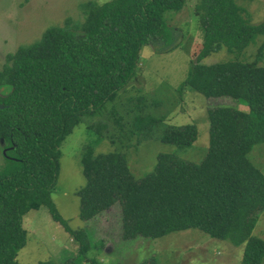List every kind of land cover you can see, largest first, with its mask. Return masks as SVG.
Masks as SVG:
<instances>
[{"label": "trees", "instance_id": "1", "mask_svg": "<svg viewBox=\"0 0 264 264\" xmlns=\"http://www.w3.org/2000/svg\"><path fill=\"white\" fill-rule=\"evenodd\" d=\"M197 2L204 40L180 91L231 98L249 110H208L210 141L200 164L163 153L153 173L136 179L123 153H96L109 125L95 123L94 117L134 83L143 47L166 55L182 46L183 29L172 26L167 14L181 12L186 0L90 2L83 5L84 23L72 26L69 19L65 27H51L39 41L7 56L0 72V264H20L19 251L28 244L24 217L41 208L79 241L83 263L89 260L91 239L84 230H72L53 200L62 146L85 121L94 139L82 160L87 186L77 194L84 222L120 205L124 240L197 229L245 246L241 264H264V239L255 235L264 215V173L249 160L264 145V42L254 63L239 59L255 37H264V22L253 25L237 0ZM223 49L234 55L231 62L202 64ZM136 120L137 132L150 127ZM116 123L122 126L120 118ZM197 137L196 126L188 124L171 127L163 141L188 148Z\"/></svg>", "mask_w": 264, "mask_h": 264}, {"label": "rangeland", "instance_id": "2", "mask_svg": "<svg viewBox=\"0 0 264 264\" xmlns=\"http://www.w3.org/2000/svg\"><path fill=\"white\" fill-rule=\"evenodd\" d=\"M113 1L116 0H0V72L9 54L39 41L49 28L65 27L69 19L73 21L72 26L84 23L83 5L90 2L105 5ZM197 3V0H186L181 12L167 14L172 26L183 29L182 46L166 55L157 54L151 46L143 47L134 83L94 117L95 123L109 125L108 137L97 146L96 153H123L136 179L153 173L163 153L174 154L187 163L200 164L210 141L209 109L229 107L249 111L231 98L207 99L190 89L180 91L204 40L195 16ZM237 3L247 10L246 17L253 25L264 22V0H237ZM263 42V36L255 37L240 56L241 62L254 63ZM233 59L234 55L223 49L212 53L202 64L213 66ZM260 66L264 68V56ZM119 118L122 126L116 123ZM136 119L145 120L150 127L137 132ZM188 124H194L198 131L191 147L181 148L163 141L171 127ZM132 131L130 137H123ZM92 139L94 136L85 121L64 142L59 184L53 195L59 213L72 230H84L91 239L89 260L83 263L79 258V241L53 220L47 208H41L24 217L28 244L19 251L17 261L20 264H142L152 259L158 264H241L245 246L213 239L197 229L176 231L158 239L124 240L120 205L92 222H84L82 202L77 194L87 186L82 160ZM254 162L264 171V149L254 153ZM255 235L264 239V215Z\"/></svg>", "mask_w": 264, "mask_h": 264}, {"label": "crops", "instance_id": "3", "mask_svg": "<svg viewBox=\"0 0 264 264\" xmlns=\"http://www.w3.org/2000/svg\"><path fill=\"white\" fill-rule=\"evenodd\" d=\"M264 149V145L263 146H260V147H257L256 149H254L250 154H249V160L251 161V163L256 166L258 169H260L263 173L264 171L260 168V166L254 162V153L256 152H259L261 150Z\"/></svg>", "mask_w": 264, "mask_h": 264}, {"label": "water", "instance_id": "4", "mask_svg": "<svg viewBox=\"0 0 264 264\" xmlns=\"http://www.w3.org/2000/svg\"><path fill=\"white\" fill-rule=\"evenodd\" d=\"M3 108V106H0V109H2Z\"/></svg>", "mask_w": 264, "mask_h": 264}]
</instances>
